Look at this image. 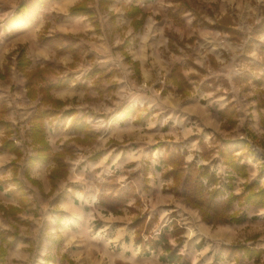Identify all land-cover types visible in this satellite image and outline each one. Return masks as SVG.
Returning <instances> with one entry per match:
<instances>
[{
    "label": "rangeland",
    "instance_id": "obj_1",
    "mask_svg": "<svg viewBox=\"0 0 264 264\" xmlns=\"http://www.w3.org/2000/svg\"><path fill=\"white\" fill-rule=\"evenodd\" d=\"M20 1L0 0V58H4L0 63V71L4 70L5 72V75L0 76L2 92L0 118L3 116V121L11 125L9 136L14 144L21 148L23 156L26 157L32 154L33 149L30 145L29 128L36 100H32L27 95L24 74L9 67L14 54L22 48H14L6 55L4 54L7 49L13 47L18 35L16 31L26 25L16 27L11 19L14 11L10 16V9L15 4L18 5ZM78 1L75 0L74 4ZM111 1L107 5H100L99 0H97L98 5L96 0L89 3V5L93 4L92 7L96 13L94 18L98 25H94L86 16L83 23L88 22L89 29L80 27L78 23L79 28L74 29L73 32L55 31L51 36L47 35L50 22L53 21L54 26L73 19L70 17L72 15L68 14V9L73 4L67 10L52 13L53 16L42 11L48 9L53 1L50 3L48 1L42 7L39 15H42L41 18L44 20L47 17L50 20H45L37 33L36 40L29 41V44L33 50L39 45H44L49 53L48 57L43 59L47 60L46 63L40 67L47 72L46 81L54 82L61 77L72 78L80 72L83 76H91L98 71L97 78L90 81V84L87 81L85 89L101 87L102 94L99 93L100 95L96 97H86L88 103L86 108L90 112L94 110L86 114L89 116L90 126H93L94 129L98 128L99 131L105 130L106 127L108 133L114 130L112 123H105L102 126L103 121L105 122L109 118L108 110H119L127 103L137 106L141 103H150L154 96L156 97V107L152 110L155 112L153 117L160 122L167 121L162 126V132L168 133L165 138L171 140L173 134L182 132L181 124L186 126L191 124L190 121L185 124L183 116L179 112L171 113V118H167L169 114L163 108L164 95L169 94L168 92H178L171 78L170 84L173 86L166 85L169 69L173 63H176L178 64L177 72L181 70L183 74L181 72L180 74L192 83H190L189 92L183 96H186L190 103L195 101L197 106L189 104V107L201 110V104H206L213 97L225 95L226 100L232 97V101L225 106V114L237 116L236 122L230 120L228 125H220L219 133H216L208 142L202 141V138L197 139L198 135L194 136L190 130L184 129L185 136H180L178 140L162 141L160 146H164V148L160 147L154 152L155 156L151 155V151L149 152L150 161L146 160L148 168L165 171L163 154L168 147L182 153L186 163L193 161L206 166L223 179L231 171L230 167L223 163L221 155V150L226 148L235 151L240 163L249 161V170L255 172L254 181L264 186V146L255 141V135L259 131H255L251 112L254 100H256L257 107H263L264 110V0H179L180 3L174 2L178 0H138L135 1L136 5L131 6L135 7L133 10L137 13L141 12L137 19V22L141 23L139 30L133 28L129 17L125 14L123 17L121 15V11L126 10L125 6H129L132 0ZM107 6L113 8L114 11H109ZM170 9L173 11L171 12ZM5 12H7L6 15ZM176 14L179 16L175 17ZM192 15L194 18L190 24L189 18ZM134 18L135 16L132 17V21ZM150 21L154 27L149 35L143 38L148 32L147 26ZM53 26L51 25V27ZM130 28L133 31L131 35L127 34ZM42 34H45L46 37L56 35L55 41L61 42L53 46L41 40L40 35ZM133 34L136 36L134 37ZM124 35H127V38ZM123 40L126 43V45L123 43L125 50L120 49L122 45L120 41ZM64 44L73 47L74 50L62 48L61 46ZM53 50H56L55 55ZM29 54L35 61L32 50L29 51ZM57 54H61V58H69V63L66 61L56 67L54 57L57 58ZM126 55H132L144 63L143 67L145 68L142 76L138 70L132 67V63L123 57ZM51 63L54 69L50 67ZM199 64L202 67H199ZM153 66L154 68L162 67L160 77L156 78L153 75V79L149 77L148 68H153ZM106 77L108 78L106 79ZM111 77L113 79H110ZM206 77H208L206 81L209 83L198 86L197 80L199 82L205 80ZM101 80L109 84L101 85ZM206 87L213 91V97L208 94V98L205 93ZM170 105L173 104L170 103ZM238 112L240 113L239 117ZM100 117H103L104 120L102 121ZM124 117L117 118L121 121L120 126L124 125ZM54 119L46 121L49 137L54 134L56 129ZM168 119H171L169 120L170 125H176L175 128L167 126ZM216 119L219 120V114L216 115ZM259 124L260 122H258L260 129ZM133 136L131 135L130 140L133 139ZM59 140H51L52 148L57 152L61 147ZM69 147L71 149L68 156L69 164L73 171L79 149L72 153V150L75 149H72L71 145ZM137 148L136 141H133L117 147L111 151V154L114 155L113 153H118V150L121 149L122 157H135L140 153V151H135ZM106 149L108 148L101 147L102 151ZM128 163L123 164L121 169L117 167L116 172H114L116 169L114 170L112 167L113 173H118V171L125 173ZM144 167L147 169L143 165ZM164 171H161V178L166 181V184H163L162 195L166 197L167 201L166 205L162 204L158 207L157 210L162 219L151 232L158 235L160 241H163L167 247L165 249L162 245L161 264H264V252L260 254L259 260H255L253 257L245 256L240 249L236 248L238 245H247L256 249H264V220L259 221L254 216L251 220H247V224L205 221L198 209L186 203L182 196L169 190L172 179L168 183ZM233 174V191L237 194L240 189L242 191L241 185L247 178L235 172ZM166 185L167 187H165ZM146 202L148 205V201ZM236 203L238 205L237 200L233 201L231 211L238 210V213L242 209L241 206L247 204L238 205V209H233ZM157 220L158 218L155 216L153 222L156 223ZM201 224L206 229L200 227ZM219 227H224L232 233V237L216 236ZM247 240L250 241L246 242ZM170 250L171 252L178 251L180 254L173 260H166Z\"/></svg>",
    "mask_w": 264,
    "mask_h": 264
},
{
    "label": "crops",
    "instance_id": "obj_2",
    "mask_svg": "<svg viewBox=\"0 0 264 264\" xmlns=\"http://www.w3.org/2000/svg\"><path fill=\"white\" fill-rule=\"evenodd\" d=\"M135 1L138 0H132L129 6H125L126 10H122L121 15L123 17L125 14L129 17V22L132 23L133 28L139 30L141 23L139 24L137 19H139L141 12L137 13L133 10L135 7L131 6L136 5ZM50 2L52 3L48 9L42 11L53 16L52 13L54 12L67 10L74 4L75 0L67 3H64V0H50ZM174 2L180 3L181 1ZM96 4L98 5L97 0ZM92 6L93 4L89 5L94 11ZM16 7L15 4L10 9V16ZM107 9L114 11L109 6ZM170 11L172 12L173 9ZM6 14L7 12H5ZM94 14H96L95 11ZM45 16L47 15L45 14ZM133 16L135 18L132 21ZM177 16L179 15L176 14L175 17ZM41 17L43 16L39 15L33 18L18 29L13 47L4 53L6 55L14 48H22L25 57L29 60L28 69L42 67L47 61L43 59L49 55L44 45H39L33 50L29 44V41L36 40L37 33L45 20H50L48 17L45 20ZM70 17L73 19L58 25L53 26V21L50 22L47 35L51 36L55 31L73 32L74 29L79 28L78 23L84 29L90 28L88 22L83 23L86 15L80 14ZM193 18V15L190 16V24H192ZM96 28L98 30L99 26ZM152 28L148 29L143 38L149 35ZM131 32L133 31L130 28L127 34L131 35ZM133 36L135 37L136 34ZM124 37L127 38V35ZM124 41H120L121 50H125L126 43ZM31 50L34 53L35 61L29 54ZM53 51L55 55L56 50ZM16 55L17 53L14 54L11 65L9 64L10 69L18 70ZM57 56V58L53 56L56 67L66 61L69 63V58H61V54H57ZM129 56L123 57L127 58L132 63V67L138 70L142 76L145 68L143 67L144 63L132 55ZM3 59L0 58V63ZM175 65L178 64L173 63L169 69L166 78L167 86L172 85L170 84V74ZM198 66L202 67L201 64ZM50 67L54 69L52 63ZM148 69L149 77L152 75L156 78L160 77L162 67L154 68L153 66V68ZM180 72L182 73L181 70ZM2 75H5L4 70L0 71V76ZM97 76L98 71L91 76H83L80 72L69 78V82L66 84L63 82L67 78L61 77V88L51 89L43 97L44 103H41V106L54 111L44 122L43 134L49 145L51 155L52 153H59L56 156L58 164L51 157L49 159H35L38 144L31 141L30 133L32 154L24 157L21 148L14 144L9 136L8 131L11 125L0 126V249L4 250L0 264H161L160 256L164 242L160 241L158 235L151 232L162 219L157 209L162 204L166 205V197L162 195L163 184H166V181L161 178V171L164 170L157 171L148 168L149 165H147L146 160L150 161L149 152L151 151V155L155 156L154 152L160 147L164 148V146H160L162 141L178 140L180 136H185L184 129L190 130L194 136L198 135L197 139L202 138V141L208 142L216 133H219L220 125H228L230 120L236 122L237 116H229L224 111L227 103L232 101V97L228 100H226L225 95L213 97V91L206 87V95L209 98L208 94H211L213 98L206 104H201V110H191L192 107L188 105L197 106V103L195 101L190 103L187 97L181 93L173 91L164 95L165 99L162 103L164 104L163 108L169 114L167 118H171V113L179 112L182 114L185 124L188 121L191 123L190 126L181 124L182 132L176 135L172 133L173 138L171 140L165 138L168 133L162 132V126L167 121L160 122L153 117L155 112L152 110L156 107V97L154 96H152L153 99L150 103H141L139 106L127 103L119 110H108L110 113L108 120L104 122V118L100 117L103 121L102 126L105 123H112L114 130L108 133L105 127V130L99 131L98 128L94 129L93 126L89 125V116L86 113H91L94 110L90 112L86 108L88 106L86 97L99 96L102 94L101 87L85 89L86 82L89 81L90 84V81L96 79ZM207 78L199 82L197 80L198 86L203 83L208 84ZM188 81L191 83L190 80ZM100 84L108 85L109 83L101 80ZM1 94L0 89V99ZM47 96L56 102L53 106ZM40 97L41 95L37 94L35 98H31L36 100L34 110L40 104ZM251 112L255 131H259L255 135V141L264 146L263 107L258 108L256 100H254ZM218 114L219 120L217 121L216 115ZM239 115L238 112V117ZM119 116H125L122 126L119 125L121 121L117 119ZM2 117L1 120H3ZM52 118H55L53 122H56L54 125L56 129L54 134L49 137L46 121L52 120ZM169 120L171 119H168L167 126H174L175 128L176 125H170ZM80 121L88 125H80ZM258 122H260V129ZM216 123L217 125H215ZM201 131L203 132L200 133ZM131 135H134L132 140H130ZM52 139L53 141L60 139L61 147L58 148V152L52 148ZM133 141H136L138 145L135 151H140L135 157H122L121 149L118 150V153L111 154V151L117 147ZM70 145L72 149H75L72 150V153L79 149L73 171L70 169L68 157L71 152ZM101 147L108 149L102 151ZM148 147L150 148L148 149ZM115 155L117 156L114 158ZM248 162L244 161L248 169L247 180L254 181L255 172L249 170ZM126 163L128 164L125 173H122L124 171L113 173L112 167L114 170L117 167L121 169ZM143 165L147 169L143 168ZM52 169H55V173L58 175L55 179H50ZM116 171L117 169L114 172ZM166 179L168 183L171 182L170 177ZM240 192L241 189L237 191V194ZM146 201H148V205ZM238 207L236 203L233 209H238ZM241 208L238 213L240 221L236 224H247V220H251L254 216L259 221L264 220V206L245 204ZM155 216L158 218L156 223L153 222ZM178 254L180 252H171L170 250L166 260H173Z\"/></svg>",
    "mask_w": 264,
    "mask_h": 264
},
{
    "label": "trees",
    "instance_id": "obj_3",
    "mask_svg": "<svg viewBox=\"0 0 264 264\" xmlns=\"http://www.w3.org/2000/svg\"><path fill=\"white\" fill-rule=\"evenodd\" d=\"M48 1L50 0H21L11 17L12 22L16 27L26 24V22L37 17L41 13L42 7H44ZM92 1L93 0H79L68 9V14L86 15L94 25H98L97 20L94 18V11L89 7V3ZM110 1L111 0H99V4L107 5ZM40 38L42 41L48 42L53 46L61 42L55 41L56 35L46 37L45 34H42ZM61 47L74 50L73 47L66 44ZM28 66L29 60L25 57L23 49H19L16 55V67L26 78L25 87L27 89V95L30 98H35L37 94L41 95L40 104L37 105L36 110L31 116L29 128L31 141L34 144H38L35 159H49L51 157L58 164L56 156L59 153H52L51 155L49 145L43 134L44 122L54 111L45 106H41V103H44L43 97L48 94L51 88L62 86V80L58 78L54 82H47V72L45 69L40 67L28 69ZM177 68L178 65L172 68L170 78L176 85V91L180 92L182 95H186L191 85L180 72H177ZM68 82L69 78H67L63 84ZM47 99L52 103V106L56 103L48 96ZM3 125H8V123L0 119V126ZM80 125L86 126L88 124L80 121ZM9 132L10 131H8V133ZM234 152V150L230 151L226 148L221 150L223 163L230 167L231 170L226 177L221 179L220 176L216 175L214 171L209 170L206 166L196 164L193 161L186 163L182 153L167 147L163 154V163L165 166V176L171 177L172 179L169 190L176 195L182 196L186 203L198 209L205 221L213 223L239 222L240 216L238 215V210L231 211L233 201L237 200L238 205L247 203L264 206V186L258 184L257 181L246 180L243 182V189L239 194L233 191V173L235 172L245 178L248 176L247 165L245 163H240ZM57 177L58 175L55 173V169H52L50 171V179H55ZM226 192L228 193L226 194ZM236 248L240 249L245 256L250 258L253 257L255 260H259L260 254L264 252V249H256L247 245H238ZM3 255L4 250L0 249V259Z\"/></svg>",
    "mask_w": 264,
    "mask_h": 264
},
{
    "label": "bare ground",
    "instance_id": "obj_4",
    "mask_svg": "<svg viewBox=\"0 0 264 264\" xmlns=\"http://www.w3.org/2000/svg\"><path fill=\"white\" fill-rule=\"evenodd\" d=\"M69 1H71V0H64V3H67ZM152 27H153V23H152V21H150L148 24V29H151ZM194 108L192 107L190 109L194 110ZM200 227H202L203 229H206L202 224L200 225ZM215 235L216 236H225V237L230 238V237H232L233 234L228 232L224 227H219Z\"/></svg>",
    "mask_w": 264,
    "mask_h": 264
}]
</instances>
